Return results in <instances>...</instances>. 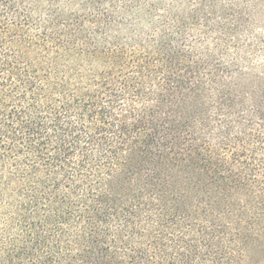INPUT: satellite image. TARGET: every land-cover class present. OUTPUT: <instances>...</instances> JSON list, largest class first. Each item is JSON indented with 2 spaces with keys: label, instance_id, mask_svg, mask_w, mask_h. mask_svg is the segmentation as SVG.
<instances>
[{
  "label": "trees",
  "instance_id": "trees-1",
  "mask_svg": "<svg viewBox=\"0 0 264 264\" xmlns=\"http://www.w3.org/2000/svg\"><path fill=\"white\" fill-rule=\"evenodd\" d=\"M0 264H264V0H0Z\"/></svg>",
  "mask_w": 264,
  "mask_h": 264
}]
</instances>
